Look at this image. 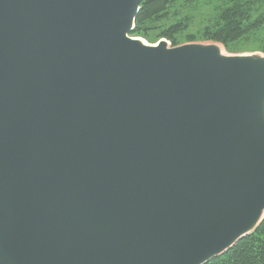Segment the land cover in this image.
<instances>
[{
    "label": "water",
    "instance_id": "obj_1",
    "mask_svg": "<svg viewBox=\"0 0 264 264\" xmlns=\"http://www.w3.org/2000/svg\"><path fill=\"white\" fill-rule=\"evenodd\" d=\"M142 0H0V264H206L264 220V54L130 35Z\"/></svg>",
    "mask_w": 264,
    "mask_h": 264
},
{
    "label": "rangeland",
    "instance_id": "obj_2",
    "mask_svg": "<svg viewBox=\"0 0 264 264\" xmlns=\"http://www.w3.org/2000/svg\"><path fill=\"white\" fill-rule=\"evenodd\" d=\"M238 4L250 29L226 45L208 39V33L224 22L226 9ZM133 37L149 44L164 39L172 47L187 43H216L228 55L264 54V0H176L164 16L145 20Z\"/></svg>",
    "mask_w": 264,
    "mask_h": 264
},
{
    "label": "trees",
    "instance_id": "obj_3",
    "mask_svg": "<svg viewBox=\"0 0 264 264\" xmlns=\"http://www.w3.org/2000/svg\"><path fill=\"white\" fill-rule=\"evenodd\" d=\"M176 0H142L141 9L136 17L133 36L140 25L147 19L162 17ZM193 2V0H188ZM237 6L229 7L224 22L215 31L208 33L207 38L227 44L230 40L241 37L250 29V24L244 17V12ZM246 20V21H245ZM254 24H251L253 26ZM170 38V37H169ZM206 264H264V220L252 234L241 239L234 247L224 254L213 258Z\"/></svg>",
    "mask_w": 264,
    "mask_h": 264
},
{
    "label": "bare ground",
    "instance_id": "obj_4",
    "mask_svg": "<svg viewBox=\"0 0 264 264\" xmlns=\"http://www.w3.org/2000/svg\"><path fill=\"white\" fill-rule=\"evenodd\" d=\"M142 42L144 43H148L147 41H145L144 39H140ZM149 44V43H148ZM219 50L222 54H227L226 51L224 50V48L222 46H219Z\"/></svg>",
    "mask_w": 264,
    "mask_h": 264
}]
</instances>
